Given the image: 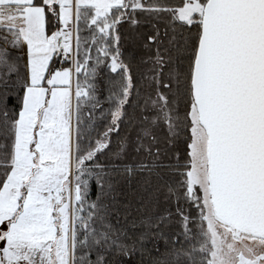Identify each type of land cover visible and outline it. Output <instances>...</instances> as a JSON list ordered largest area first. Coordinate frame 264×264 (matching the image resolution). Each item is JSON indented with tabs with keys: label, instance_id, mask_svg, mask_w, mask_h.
I'll return each instance as SVG.
<instances>
[{
	"label": "snow or ice",
	"instance_id": "snow-or-ice-1",
	"mask_svg": "<svg viewBox=\"0 0 264 264\" xmlns=\"http://www.w3.org/2000/svg\"><path fill=\"white\" fill-rule=\"evenodd\" d=\"M0 264H264V0H0Z\"/></svg>",
	"mask_w": 264,
	"mask_h": 264
}]
</instances>
